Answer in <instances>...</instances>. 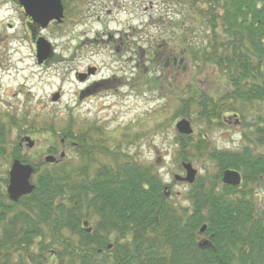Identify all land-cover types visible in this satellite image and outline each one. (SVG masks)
Here are the masks:
<instances>
[{
	"label": "trees",
	"instance_id": "1",
	"mask_svg": "<svg viewBox=\"0 0 264 264\" xmlns=\"http://www.w3.org/2000/svg\"><path fill=\"white\" fill-rule=\"evenodd\" d=\"M74 1L81 20L88 0ZM169 1L181 7L178 22L192 17V23L149 54L136 45V28L113 39L107 34L104 43L113 41L115 51L134 46L143 64L130 78L114 76L94 86L172 91L154 131L171 128L169 133L178 119H189L192 134L173 130V160L179 169L183 162H207L185 192L186 203L171 197L155 162L129 153L130 127L114 130L109 139L103 125L73 114L61 118L24 106L0 110V264H264V201L255 194L264 187V152L252 143L264 146V0ZM72 25L65 20L53 29ZM183 61L190 74L175 85ZM254 103L263 118L254 117ZM235 115L244 143L240 149L217 147L209 134L239 124L227 122ZM25 135L41 140V148L22 153L18 142ZM47 154L55 162L46 163ZM9 156V162L33 168V190L15 202L2 170ZM227 169L241 174L238 186L221 183ZM202 237L206 245H200Z\"/></svg>",
	"mask_w": 264,
	"mask_h": 264
},
{
	"label": "rangeland",
	"instance_id": "2",
	"mask_svg": "<svg viewBox=\"0 0 264 264\" xmlns=\"http://www.w3.org/2000/svg\"><path fill=\"white\" fill-rule=\"evenodd\" d=\"M168 1L88 0L84 16L81 20L78 17L77 24L65 27L60 32L38 29L39 34L52 43L55 54L65 59L46 67L36 64L33 46L28 43L13 38V41L0 44V110L9 112L24 106L61 118L73 114L79 120L88 119L103 125L109 133V139L118 132L114 130L130 127L125 130L132 141L129 153L141 162H155L164 182L170 185L171 197L185 204L184 194L189 184L173 179L175 174L184 175L173 160L171 147L174 125L169 133L171 128L154 131V125L165 118H160L158 111L168 102L172 91L116 83L115 87L99 86L100 93L78 98V91L89 84L114 76L130 78L136 73V66L143 64V58L138 57L134 46L126 48L121 45L115 51L112 45L104 43L102 40L107 34H113L111 38H114L122 32L129 34L136 28L141 31L136 45L149 54L162 41H165V45L170 44L176 35L192 23V17L178 22L182 17L181 7L174 1ZM0 14V37L16 35L18 27L7 28L2 22L7 15L2 10ZM95 38L98 42H90ZM79 41L83 43L79 44ZM183 64L184 67L178 68L177 73H168L174 74L175 85L183 84L190 74L189 66L186 67L184 61ZM87 66H95L98 72L87 81L78 80L76 73L86 72ZM207 73L209 71L205 69L204 75ZM58 91L62 92V96L58 101H52V94ZM250 107L255 118H263V110L259 105L254 103ZM241 129L240 124L230 123L226 128L213 129L209 135L217 147L236 149L241 146ZM255 133V128L250 129L249 138L254 140ZM34 143L31 152L43 145L41 140ZM252 143L257 150L264 151V146ZM205 164L207 162L192 163L199 173L204 171ZM7 169L8 165L4 164L2 170ZM210 170L213 171V168ZM258 190L259 198L264 201V187L260 186Z\"/></svg>",
	"mask_w": 264,
	"mask_h": 264
},
{
	"label": "water",
	"instance_id": "3",
	"mask_svg": "<svg viewBox=\"0 0 264 264\" xmlns=\"http://www.w3.org/2000/svg\"><path fill=\"white\" fill-rule=\"evenodd\" d=\"M26 9V12L31 15L32 19L40 24L41 28H45L49 21L56 20L60 22L63 13L60 0H19ZM36 47V61L41 64L51 52V43L43 36H39L35 40ZM93 72V69H88L87 73H80L78 79L82 81L86 76ZM59 98V94L55 93L52 96V100L56 101ZM176 130L181 134H191L193 129L190 121L186 118H181L175 123ZM24 141L30 148L33 146L34 141L29 137H24ZM64 152H61V156ZM45 162L51 163L55 161L53 155H46ZM182 167L185 170V176L175 175L176 180L187 181L192 183L196 175V169L190 163H183ZM33 169L29 165L21 164L17 160L13 161L9 169V181L7 185V193L9 198L13 201L17 200L21 195L30 193L33 189V185L30 184L29 178ZM222 182L224 184L237 185L240 182L239 173L234 170H225L222 174ZM205 225L200 229L201 232L205 230ZM208 242L204 240L200 245H206Z\"/></svg>",
	"mask_w": 264,
	"mask_h": 264
},
{
	"label": "flooded vegetation",
	"instance_id": "4",
	"mask_svg": "<svg viewBox=\"0 0 264 264\" xmlns=\"http://www.w3.org/2000/svg\"><path fill=\"white\" fill-rule=\"evenodd\" d=\"M64 1H68V0H61V4H62V9H63V18L61 22H57L56 20H51L49 21V23L47 24V28L46 29H51L53 30V28L57 27V26H63V22L65 20H70L73 24H77L78 23V16H77V12L75 11L76 8H73V5L76 3V1L74 0H70L68 3H64ZM0 10H2L3 12H5L7 15L6 18L3 19V23H5L4 25L7 28H14V27H18V33H16V35H11V36H3L0 37V44H3L4 42H10L13 41V38L16 39L17 41L20 40L24 43H28L29 46H33V55L35 57V43L34 41L36 40L37 37H39V32L38 29H40V24L36 23L30 14H28L26 12L25 6L19 1V0H0ZM69 10H71V14L69 16ZM2 15L0 14V20H1ZM1 24V23H0ZM68 24V23H67ZM90 42H98V39H94V41H90ZM113 41H109L108 44L111 46H113ZM54 49V46H53ZM65 59H62L60 56L56 55L55 52L53 51L48 58H46L39 66L40 67H46L50 64H54V63H59L61 61H64ZM36 62V59H35ZM37 64V63H36ZM88 68H92L94 69V71L87 75V77L84 79L85 81L89 80V78L96 74L98 72L97 68L95 66H87L86 67V71ZM78 73H85L84 71L82 72H77L76 73V77L78 75ZM101 80H106L101 79ZM100 81V80H99ZM99 86H94V82L92 84H89L86 88L79 90L78 91V98L79 99H83L85 96L91 95L93 93H100L98 88ZM105 88V87H103ZM98 90V92H97ZM60 97L62 96V92L58 91ZM95 93V94H96ZM238 119V120H236ZM232 120H235V123H237L240 119L235 118V117H231L230 119H227V122H231ZM239 123V122H238ZM240 124V123H239ZM241 135V134H240ZM241 138V136H240ZM14 136L13 134L11 135V141H10V145L13 146L14 144ZM244 142L241 139V144L242 145ZM19 147L22 151V153H25L26 150V146H25V142H23L22 140H19L18 142ZM74 146L73 143H71V146H66L65 147V151H67L68 149H71ZM240 147H237L236 149H240ZM9 150V149H8ZM264 152V151H262ZM74 153V152H73ZM76 157V154H75ZM11 159V157H7V159L3 160L2 166L5 165H11V163L9 162V160ZM14 161V160H12ZM11 161V162H12ZM22 163V162H20ZM26 164V163H23ZM184 173V170H183ZM241 175V174H240ZM7 185L5 186V190H6ZM260 189V188H259ZM260 190L256 191V196L258 197V199H260L258 196V192Z\"/></svg>",
	"mask_w": 264,
	"mask_h": 264
}]
</instances>
